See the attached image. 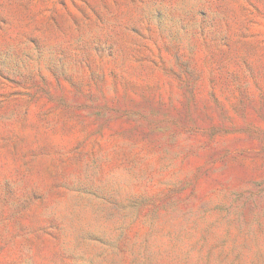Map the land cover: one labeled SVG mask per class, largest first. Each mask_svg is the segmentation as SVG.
Returning a JSON list of instances; mask_svg holds the SVG:
<instances>
[{
    "label": "rangeland",
    "instance_id": "1",
    "mask_svg": "<svg viewBox=\"0 0 264 264\" xmlns=\"http://www.w3.org/2000/svg\"><path fill=\"white\" fill-rule=\"evenodd\" d=\"M0 264H264V0H0Z\"/></svg>",
    "mask_w": 264,
    "mask_h": 264
}]
</instances>
